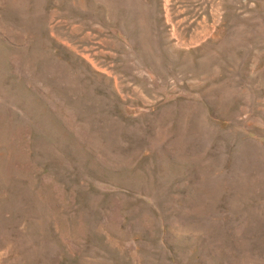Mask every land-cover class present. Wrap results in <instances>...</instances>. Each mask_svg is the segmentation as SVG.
<instances>
[{"label": "rangeland", "instance_id": "rangeland-1", "mask_svg": "<svg viewBox=\"0 0 264 264\" xmlns=\"http://www.w3.org/2000/svg\"><path fill=\"white\" fill-rule=\"evenodd\" d=\"M0 264H264V0H0Z\"/></svg>", "mask_w": 264, "mask_h": 264}]
</instances>
